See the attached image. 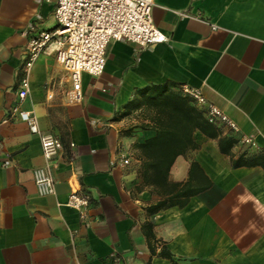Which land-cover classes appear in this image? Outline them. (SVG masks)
Here are the masks:
<instances>
[{
	"label": "crops",
	"instance_id": "crops-1",
	"mask_svg": "<svg viewBox=\"0 0 264 264\" xmlns=\"http://www.w3.org/2000/svg\"><path fill=\"white\" fill-rule=\"evenodd\" d=\"M153 2V22L168 39L110 41L104 71L83 73L74 100L53 45L24 66L29 36L56 25L55 1L0 0V264H107L112 254L126 264H264V0ZM161 83L198 88L237 124L235 132L215 124L237 139L232 158L254 164L233 166L216 138L196 130L198 147L175 158L169 179L186 181L194 161L211 184L152 212L167 197L140 176L135 145L155 132L139 127L135 89ZM14 107L62 143L52 194L37 193L40 139ZM242 134L254 145L240 143ZM73 188L90 197L85 218L69 204Z\"/></svg>",
	"mask_w": 264,
	"mask_h": 264
},
{
	"label": "built area",
	"instance_id": "built-area-1",
	"mask_svg": "<svg viewBox=\"0 0 264 264\" xmlns=\"http://www.w3.org/2000/svg\"><path fill=\"white\" fill-rule=\"evenodd\" d=\"M56 25L52 30H43L29 36L25 47L24 66L26 72L32 67L38 55L53 45L57 63L65 70L71 83V99L81 98V77L83 73L99 76L105 69L106 51L112 40H124L146 47L166 41L167 36L159 30L152 17L153 0H54ZM18 92L22 99L27 91V76L21 79ZM182 94L205 110L210 123L224 124L231 131H238L237 124L219 107L206 101L201 91L189 85H181ZM14 107L12 112H17ZM31 133L39 136L45 163L32 170L37 193L41 196L54 193L51 161L62 148L60 139L50 132L39 129L35 115L18 111ZM5 121V119H4ZM238 141L254 145L252 135L242 134ZM122 163H128L124 157ZM69 204L82 218L86 217L90 197L78 188L71 189ZM107 264H126L121 254H112Z\"/></svg>",
	"mask_w": 264,
	"mask_h": 264
},
{
	"label": "trees",
	"instance_id": "trees-1",
	"mask_svg": "<svg viewBox=\"0 0 264 264\" xmlns=\"http://www.w3.org/2000/svg\"><path fill=\"white\" fill-rule=\"evenodd\" d=\"M179 88H175L172 83H161L135 89L136 96L141 97L137 106L141 108L142 121L139 127L155 132L153 136L135 145L141 160L140 176L153 193L167 197L151 205L149 211L152 212L173 204L182 206L189 197L211 184L194 161L190 163L186 181L169 179L175 158L198 147L193 136L196 130L207 137L216 138L219 150L231 156L233 166L254 164V161H245L242 155L232 158L231 148L237 139L232 135H221L220 129L207 120L205 110L197 106L189 96L182 94ZM194 168H198L197 173ZM170 264L175 263L171 260Z\"/></svg>",
	"mask_w": 264,
	"mask_h": 264
}]
</instances>
